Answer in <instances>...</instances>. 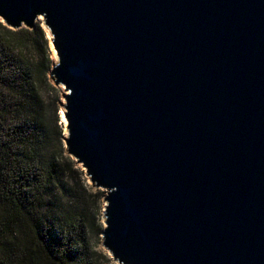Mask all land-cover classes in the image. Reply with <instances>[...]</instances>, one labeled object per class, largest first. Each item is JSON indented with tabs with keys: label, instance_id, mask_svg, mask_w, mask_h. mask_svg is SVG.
Returning <instances> with one entry per match:
<instances>
[{
	"label": "water",
	"instance_id": "1",
	"mask_svg": "<svg viewBox=\"0 0 264 264\" xmlns=\"http://www.w3.org/2000/svg\"><path fill=\"white\" fill-rule=\"evenodd\" d=\"M57 54L67 152L118 264H264V0H0Z\"/></svg>",
	"mask_w": 264,
	"mask_h": 264
},
{
	"label": "trees",
	"instance_id": "2",
	"mask_svg": "<svg viewBox=\"0 0 264 264\" xmlns=\"http://www.w3.org/2000/svg\"><path fill=\"white\" fill-rule=\"evenodd\" d=\"M54 64L40 23L0 19V264H115L95 242L104 190L67 152Z\"/></svg>",
	"mask_w": 264,
	"mask_h": 264
},
{
	"label": "rangeland",
	"instance_id": "3",
	"mask_svg": "<svg viewBox=\"0 0 264 264\" xmlns=\"http://www.w3.org/2000/svg\"><path fill=\"white\" fill-rule=\"evenodd\" d=\"M38 23H40V25H41V26L44 28V30L46 31L47 38H48V40H49V46H50L51 51H52V58H53L54 62H57V61H58V57H57V54H56V52L54 51V48H53V45H52V34H51L50 30H49V29L46 27V25L44 24L43 19L38 20ZM60 87H61V89H62L63 91H65L64 87H62V86H60ZM64 101H65V100H64V98H63V96H62V102H64ZM64 110H65L64 107L61 106V107H60V117H61V122H62V125H63V127H64V133L67 135L68 132H67L66 124H65V122H64V120H63V118H62V111H64ZM72 158H73V157H72ZM77 163H78V162H77ZM78 167H79L80 170H82V172H83V176H82V177H83L84 181H85L90 187H93V188L96 189V187L92 184L90 178L87 176V173H86L85 169L83 168V166H82L81 164L78 163ZM97 189H99V188H97ZM101 190H102V189H101ZM104 193H105V195H106V191H105V190H104ZM100 204H101V208H102V215L100 216V218H101V221H102L103 224H104V220H105V218H104V210H105V206H106L105 196L103 197V199H101ZM95 242H96V245L98 246L97 248H98V250H100V252H102L103 254H105L107 257L111 258L113 263L118 264L117 262H115V261L113 260V258L111 257L110 253L108 252V250L105 249V247L103 246L102 238H101V240H100V243H99V241H97V239H96ZM104 261H105V259H104Z\"/></svg>",
	"mask_w": 264,
	"mask_h": 264
},
{
	"label": "bare ground",
	"instance_id": "4",
	"mask_svg": "<svg viewBox=\"0 0 264 264\" xmlns=\"http://www.w3.org/2000/svg\"><path fill=\"white\" fill-rule=\"evenodd\" d=\"M55 51V50H54ZM62 118H63V120H64V122H65V124H66V120H65V117H64V112L62 111Z\"/></svg>",
	"mask_w": 264,
	"mask_h": 264
}]
</instances>
